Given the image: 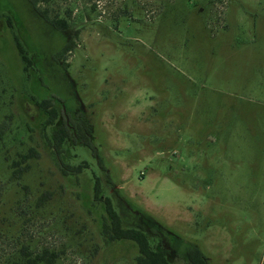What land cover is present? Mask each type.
Listing matches in <instances>:
<instances>
[{
    "label": "rangeland",
    "instance_id": "1",
    "mask_svg": "<svg viewBox=\"0 0 264 264\" xmlns=\"http://www.w3.org/2000/svg\"><path fill=\"white\" fill-rule=\"evenodd\" d=\"M96 179L171 264H264V0H0V264H137Z\"/></svg>",
    "mask_w": 264,
    "mask_h": 264
},
{
    "label": "trees",
    "instance_id": "2",
    "mask_svg": "<svg viewBox=\"0 0 264 264\" xmlns=\"http://www.w3.org/2000/svg\"><path fill=\"white\" fill-rule=\"evenodd\" d=\"M31 2L34 6H36L38 0H31ZM15 40L19 55L25 63V70L28 71L31 66V60L17 36L15 37ZM68 50L70 49L66 48V51ZM41 104V107L48 115L46 125H54L58 118L57 109L53 107L52 102L49 100H43ZM81 133L90 137V140L86 141L85 146L89 147L94 152L97 159H100L98 150L92 143L93 136H91V128L86 120L82 124L76 123L70 125L67 122L62 123L60 127L54 131L51 144L59 166L66 174L71 173L72 175H77L82 173L83 170L87 168L84 165L70 166L65 164L63 161L65 143L71 138L75 139ZM30 157L31 156L26 155L23 160L27 161ZM94 198L96 201L104 204L106 211L107 218L102 226V235L104 236L106 243L111 244L117 241L134 242L138 246L139 250V255L136 258L137 264H171L168 260V250H156L152 246L149 236L143 228L124 227L123 220L118 211L115 209L112 199L103 195L99 179H96L95 181ZM47 255H49V253L45 251L41 256L29 257L27 259V264H51V260L47 258ZM50 255L52 256L53 254ZM185 255L190 264H208V258L206 255L194 245H187ZM45 261H47V263H44Z\"/></svg>",
    "mask_w": 264,
    "mask_h": 264
},
{
    "label": "flooded vegetation",
    "instance_id": "3",
    "mask_svg": "<svg viewBox=\"0 0 264 264\" xmlns=\"http://www.w3.org/2000/svg\"><path fill=\"white\" fill-rule=\"evenodd\" d=\"M28 1L32 4L31 0H28ZM39 1H40V0H38V3H39ZM38 3H37V4H38ZM32 5H33V4H32ZM33 6H34V5H33ZM36 6H37V5H36Z\"/></svg>",
    "mask_w": 264,
    "mask_h": 264
}]
</instances>
